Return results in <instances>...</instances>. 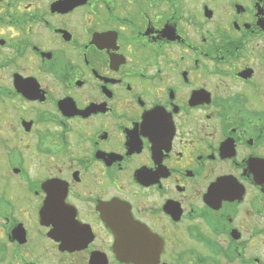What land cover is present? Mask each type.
<instances>
[{"label": "flooded vegetation", "instance_id": "1", "mask_svg": "<svg viewBox=\"0 0 264 264\" xmlns=\"http://www.w3.org/2000/svg\"><path fill=\"white\" fill-rule=\"evenodd\" d=\"M0 264H264V0H0Z\"/></svg>", "mask_w": 264, "mask_h": 264}]
</instances>
